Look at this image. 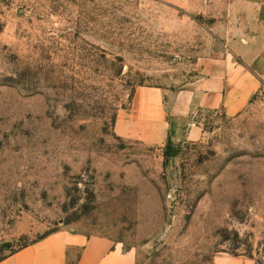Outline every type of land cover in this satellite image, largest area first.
Returning <instances> with one entry per match:
<instances>
[{
  "label": "rangeland",
  "instance_id": "rangeland-1",
  "mask_svg": "<svg viewBox=\"0 0 264 264\" xmlns=\"http://www.w3.org/2000/svg\"><path fill=\"white\" fill-rule=\"evenodd\" d=\"M230 3L0 0V260L69 230L137 264H264V86L234 117L170 118L168 148L119 126L221 54Z\"/></svg>",
  "mask_w": 264,
  "mask_h": 264
},
{
  "label": "crops",
  "instance_id": "crops-1",
  "mask_svg": "<svg viewBox=\"0 0 264 264\" xmlns=\"http://www.w3.org/2000/svg\"><path fill=\"white\" fill-rule=\"evenodd\" d=\"M230 2L219 34L221 54L204 60L201 76L167 100L160 89H139L130 123L121 118V135L160 146L169 138L170 118L184 122L199 111L234 117L250 104L264 86V0ZM201 134L194 124L186 139ZM0 264H137V258L106 236L59 230L12 252Z\"/></svg>",
  "mask_w": 264,
  "mask_h": 264
},
{
  "label": "trees",
  "instance_id": "trees-1",
  "mask_svg": "<svg viewBox=\"0 0 264 264\" xmlns=\"http://www.w3.org/2000/svg\"><path fill=\"white\" fill-rule=\"evenodd\" d=\"M171 145H172V141H171V139H170V137H169V138H168V141H167V148L170 147ZM165 155H166V156H170L171 154L168 153L167 150H166Z\"/></svg>",
  "mask_w": 264,
  "mask_h": 264
}]
</instances>
